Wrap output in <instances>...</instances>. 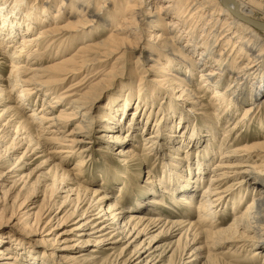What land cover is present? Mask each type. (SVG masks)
<instances>
[{"label": "bare ground", "instance_id": "6f19581e", "mask_svg": "<svg viewBox=\"0 0 264 264\" xmlns=\"http://www.w3.org/2000/svg\"><path fill=\"white\" fill-rule=\"evenodd\" d=\"M49 11L54 19L67 15L65 23L49 20ZM114 23L117 25L108 36L95 43L90 42L94 34L83 33L99 24L106 28ZM219 24L221 27L217 30ZM261 24H264V0H2L0 60L8 61L9 70L2 81L6 87L0 84V107H3L0 109V164L13 161L11 156L22 149L21 156L15 160V163H24L20 169L34 160L24 162L22 159L27 154L38 153L44 155L39 167H49L47 172L39 174L36 188L27 195L29 184L24 182L23 175L12 181V189L23 184L10 204L9 217L16 222L24 216L28 219L32 213L22 211L30 205L25 206V201L31 195L35 198L44 187L45 195L48 188L52 192L50 198L42 200L41 219L44 215L47 218L57 205L54 199L62 198L57 209L71 205L66 221L74 216L72 220L80 222L60 231L51 245L48 240L37 242L29 238L31 243L26 245L16 238L18 242H14L13 249L19 246L24 251L22 254L13 253L0 240V264H23V257L28 255L29 263L34 264L37 249H44L40 264H58L48 262L53 253L45 251V244L60 254L76 250L71 264H159L164 258L173 263L174 256L178 259L176 264H222L215 254L226 246H250L254 249L252 256L256 259L259 256L264 264V121L258 120L264 101V26ZM214 30L218 36L214 34L215 43L211 45L208 39ZM56 36L60 37L54 39ZM132 39L141 44L134 45ZM77 42L76 53L67 54ZM133 51L136 59L129 60V67L127 60L115 64ZM58 55L60 58L55 60ZM177 57L185 63L181 64ZM189 60H192V70L186 67ZM47 61L53 62L44 66ZM94 66L97 67L94 75L103 76L113 66L127 69L120 77V82L127 81L126 87L119 98L114 97L111 103L100 107L98 116L92 114L97 109L98 94L99 98L108 97L118 87L119 80L92 96L75 97L69 93L71 88L57 90L60 83ZM156 69L164 76L152 73L148 77ZM197 70L200 87L204 91L213 90L212 107L217 115L202 127L195 118L197 102H192L194 107L188 106L182 102L180 91L175 94L170 91L175 92L170 84L172 75L177 73L184 83H190L193 71ZM116 76H111L110 82L116 81ZM15 91L16 98H11ZM6 93L8 98H4ZM40 96L41 105L34 108ZM61 101L65 102L64 106L60 105ZM244 103L249 107L243 110V116L229 123L225 131H234L236 137L228 138L229 147L224 150L225 144L219 143L214 135L216 125L228 122ZM26 108L30 110L23 117L20 112ZM79 116L87 117L90 125L97 123L103 130L97 129L95 133L105 131L103 135L84 133L77 123L67 132L69 121L85 122ZM151 121L153 129L149 132ZM252 126L257 132L248 135L247 141L241 131ZM121 130L126 137H121ZM144 132L148 135L142 141L149 149L144 158L153 162H147L152 172L149 178L153 179L156 174L155 164L165 168L162 176L154 177L155 187L134 180L137 171L129 162L137 159L133 147ZM51 143L59 146L49 150ZM93 145L112 149L118 146L115 161L123 166L113 167L103 149L94 150ZM173 147L175 157L164 153L163 150ZM97 150L102 154L101 161L93 158ZM221 150L224 151L218 154ZM76 155L77 163L72 169H66L67 159ZM57 157H60L58 161ZM214 159L209 182L194 204L195 191ZM88 162L111 169L120 177V182L115 186L104 182L102 186V179L100 183L84 177ZM12 169L0 173V188L7 176L4 174ZM114 189L118 190L117 196H113ZM127 190L134 196V206L117 203V197ZM249 195L243 210L233 215L228 226H222L224 219L218 217L221 209L234 211ZM167 199L175 205L168 207L172 211L154 214L159 211L156 205H164ZM195 215L196 221L191 220ZM55 217L50 216L48 221ZM62 218L58 220L59 226ZM155 231L157 234L150 240H141ZM163 237H168V241L162 244ZM22 239L27 237L22 235ZM238 241L241 243L235 244ZM121 242L125 244L118 250ZM196 243L201 246L195 247ZM88 246L92 248L87 250ZM122 257L124 260L119 261Z\"/></svg>", "mask_w": 264, "mask_h": 264}, {"label": "rangeland", "instance_id": "374dc122", "mask_svg": "<svg viewBox=\"0 0 264 264\" xmlns=\"http://www.w3.org/2000/svg\"><path fill=\"white\" fill-rule=\"evenodd\" d=\"M1 1L2 0H0V3H1ZM147 1H150V0H147ZM116 2H117V0H116ZM107 4H109V3H107ZM109 5H111V4H109ZM54 13L55 12H53L52 14H54ZM208 16L209 15H207V18H209ZM66 17H67V15H65L64 17L62 15L63 19H61L60 17L54 19L52 17V15L50 14V11H49V14H47V18L49 20H51L52 22L57 20V22L58 21L60 22L59 24L65 23V18ZM118 20L120 21L121 19L118 18ZM116 25L117 24L114 23L112 26H110V27L107 26L106 28H104V27L101 26V24H99L97 27H95L93 29L84 30L83 33H86V34L91 35V36L94 34L95 36H93L91 38L90 42L91 43L92 42L95 43V42L101 41L105 37H107L108 34L110 33L111 29L114 28ZM261 25L264 26V24H261ZM220 27H221V25L219 24V27L217 28V30ZM157 30H161V29L159 28ZM217 30H214L213 33H212V36L208 39L209 44H211V45H213L215 43L214 40H215L216 35L214 37V34L217 33ZM89 31L91 32L90 34H89ZM79 33L81 34V32H79ZM157 33L161 34V32H158V31H157ZM217 36H218V33H217ZM58 37H60V36H56V37H54V39L58 38ZM64 37H65V35L60 40H62ZM88 38H90V36ZM132 40L134 42L133 43L134 45L141 44L136 39H132ZM4 44L6 46H8L7 42H5ZM177 45L179 46L180 44H177ZM77 46H78V42L75 43L74 46L71 49L68 50L67 54L73 55L74 53H76ZM217 46H219V45H217ZM8 48L11 51H13L9 46H8ZM55 50L56 49L53 50L52 57L55 56V53H54ZM135 51H137V50H135ZM135 51H133V53L125 54L122 57V59L120 60V62H116L115 64L122 63V62L127 60L128 61V63H127L128 65H126V66L129 67V60L134 61V59H136L135 58L136 53H134ZM59 56H61V55L56 56L55 60H58V58H60ZM177 59L181 60L180 57L179 58L177 57ZM52 60H54V59H52ZM0 62H1V65H0V76H1L0 77V84L3 85V87H6V85L4 83H2V81H4L3 79L6 77L7 72L9 70V68H8L9 63H8V61L5 62L4 60H2V61L0 60ZM2 62H4V63H2ZM52 62L53 61H50V62L47 61L43 65L46 66V65H48L49 63H52ZM187 62H189V63H186L187 69H189V70L191 69L192 70V64H191L192 60H189ZM184 63L185 62H182V60H181V64H184ZM96 68L97 67L94 66V67H91L90 69H88V71L85 70L83 72H79V73L74 74V76H72L69 80L64 81L63 83H60L59 87L57 88V90L59 92V91H61L64 88H71L72 91H70L69 93H74L75 97L81 96V95L92 96V94H94L96 92L98 94L101 91H103L106 88L107 85H108V88L112 87V85H114V83H116L119 80L118 87L115 88L112 91V93H110V94H108V92L105 93V95L108 94V97L99 98V94H98V97L96 98V101H95V104L98 102L97 103V109L92 111L93 115H97L98 116V114L101 112L100 107H102V105H104V104L107 105L108 102L111 103L114 97H118L119 98V94H121V92L123 91V88L126 87V86H124V84L127 81H121L120 82V79L124 76V74H126L127 69L119 70V68H120L119 66H116V67L113 66V68L110 69L109 72L106 74L107 76H103V75H101V73H99L97 75H94V71H95ZM159 70L160 69H156V70L151 71V74H149L148 77L150 75H153L154 73H156L158 76L163 77L164 74L159 73L158 72ZM193 74L194 75H193L192 80H191L190 83H184L183 80L181 79V75L178 76L177 73L172 75V81L170 82V84H171L172 88L175 89V92L172 91V90H170V91L172 93H174V94L176 92L180 91V95H182L183 98L185 99V100L182 99L183 100L182 102L184 104L188 105V106L194 107L195 104H192V102H197V105L195 106V109H196L195 112L197 113V115L195 116V118L198 120V122H201L200 126L202 127V126L208 125L209 121H212L214 119V117H217L216 114L214 115L215 107H212V104H213V101H214V99L212 98L213 90L209 89V90L204 91L203 90L204 88H201L200 85H199L200 84L199 83L200 78L198 76L199 75L198 70L197 71H193ZM116 75H118V76H116ZM111 76H116V78H115L116 81L110 82V77ZM101 77H103V79L101 81H99L101 79ZM78 80H81V82L78 83ZM97 81H99V83ZM102 83H105V84H102ZM196 88H198V90ZM184 89H187V92L184 91ZM192 94H193V96H192ZM194 95L195 96L197 95V96L194 98ZM16 96H17V92L16 91H15V93L11 94V98H16ZM123 97H124V95L121 98H123ZM4 98H8L7 93L5 94ZM41 98H42V96L37 98L36 101L38 103L34 106V108H38L41 105V101H42ZM192 98H193V100H192ZM186 101L189 102V103H186ZM7 104H9V103H7ZM60 105L64 106L65 102L61 101ZM247 107H249L248 104H246V103L242 104L236 110V113H235L234 117L229 119L228 122H226V123L225 122H218L217 123L216 129L214 131V135H215V138L217 139V141L219 143H224L225 144V149L224 150H228V148H226V147H229V143H230L229 139L232 140V139H234L236 137V133L234 131H231L229 133L225 132L230 127L229 123L232 124L233 122L238 121L244 114L243 110H245V108H247ZM2 108L3 107H0V109H2ZM29 110H30L29 108H26L24 111L20 112V115L23 116V117H26V115L29 112ZM155 111L156 112H160L157 109ZM46 113L48 114L50 112L46 111ZM79 117L83 118L85 120V122H81L80 123L79 119H74V120L69 121V124L67 125V128H66L67 132L70 131L71 129H73V126H75L76 123L79 124L80 126H82V129L85 131L84 133L89 131V132H93L95 136H99V135H103V133L105 132V131L104 132L100 131V133H97V132L95 133V130L100 129L99 126H97L98 124L94 123L93 125H90V122H89L87 117H85V116H79ZM174 119L177 120L178 118L175 117ZM258 120L259 121H264V101H263V105L261 107V111L259 112V115H258ZM152 123L153 122L151 121V124L149 125L150 129H147L149 132H151V130L153 129ZM100 130H103V129H100ZM242 130H244V129H242ZM256 132H257V130L255 129V126H252L250 129H248L245 132L241 131V134H244L245 139H247V141H248V140H250L248 135H253ZM225 133L227 135H225ZM120 134H121V137H126V136H124V135H126V133L124 131L121 130ZM141 135L142 136L137 140V142L134 144V147H133L134 153L137 155L136 156L137 159L135 161H132V162L129 161L132 164L131 165L132 169L137 171V173H136L137 177H135L133 179L134 180L139 179L142 184L144 183L145 185H149V186L153 185L154 186V184H155V182L153 181L154 177H156V176L159 177L160 175L162 176V173L165 171V168L162 167L159 164H155L154 165V169H155V173L156 174L153 177V179L149 178L150 175L152 174L151 169L149 168V163L151 162V164H153V162H152V160H148V159L144 158L145 153L148 152L149 149H147L145 147V145H144L145 142L142 141L144 139V137L147 136L148 134L145 135V132H144ZM96 139L99 140V138H96ZM252 141L256 142L254 140H252ZM8 142H10V139H9ZM253 142H248V143L251 144ZM243 144H246V143L244 142L241 145H243ZM57 146H59V145L56 144V143H51V144H49L48 147H50L49 150H51V149H54ZM91 147H93L94 150H96V148H99V147L101 149H103L101 151L104 152V154H105V156H106V158L108 160V163L113 165V167H115L116 169L123 166V165H120L119 163L116 162L117 161L116 160L117 155H115L114 153L118 149L117 148L118 146L114 147L113 149L110 148V147H104V146H99V145H93ZM23 148H25V146ZM120 149H125V148L122 147ZM224 150L219 151L218 154L222 153ZM163 151H164L165 154L173 155V157H175L174 156L175 153H176V148L175 147H173L171 149H165ZM21 152H22V149H19L18 152H14L15 154L13 156H11L13 158V161H10L9 163H5V164H0L2 166V167H0V173L7 171L9 168H14V169L11 170V172L9 174H4V176L5 175H7V176L5 177V180L3 182L4 186H2V188H0V240L3 239L2 241H5V243L3 242V246H8L9 248H11L13 253L18 251L19 253L21 252V254H22V252H24V251H20V249H18L19 246H17V248L13 249L15 247V245H16V244H14V242L17 243L19 239L21 240V242L22 241L25 242L26 245L31 243V241H29L28 238L31 239L32 241L35 240L37 242H44L45 240H48L47 243L51 245V243L54 240L55 236H57V234L60 231L68 230L70 228H73L80 221L77 220V221L74 222V220H72V218H74V216L66 221V219H67L66 218V212H67V214L70 212L71 205L70 206L69 205L68 206L67 205L64 206V208L62 210L57 209L59 204H60V202L62 201V198L54 199L56 202H58L57 205H55L52 208V212L50 213V215L47 218H45L44 217L45 215H44L42 217V219H41L40 218V214H41L40 212H41V209L43 208L42 200H47L48 197L50 198V194L52 192L48 188L47 191H46L47 193L45 195L44 192H43L44 187H42V192H39L38 195L35 198H32V195H31L25 201V203H26V204L24 203L25 206L27 204H29V203H30V205L28 206V208L22 209V211H29L30 214L32 213L28 219H26L25 216H24V218H22L20 222H16V220H14L13 218L9 217V215H10V204H11L13 198L18 193V191L21 189V186L23 184L22 183V184L18 185L16 188L12 189V181L14 179H16V178H19L21 175H23L24 182H27L29 184V187L26 190L27 192L25 194V195H27L28 193L32 192V190H34V188H36L35 184H37V179L40 176L39 174L47 172L48 168H49L47 165L39 167L40 162L44 158V155H42V153H38V154H35V155H30V156H29V154H27V157L22 159L24 162H27V161H29L31 159L32 160L34 159V160L30 164H27V167L20 169L21 166L24 163H15V160H18V157L21 156ZM182 152H180L179 156H182L181 155ZM98 153H100L98 150H97V152H93V154H92L93 158L97 159V161H101L99 159V157L102 154L100 155ZM150 153H148L146 157H148L150 155ZM37 156H39V157H37ZM58 158L60 159V157H57V159H56L57 161H58ZM149 158H152V155ZM67 160L68 161H67L66 165H64V167L66 169L70 170L77 163L78 158H77V155H76V156L71 157V158H69ZM215 161H216V159L211 161L210 165L207 167V172L204 174V177L201 179L202 180L201 185L198 186V188L195 191L196 195H195L194 204H196L198 202L200 194L202 193V191H201L202 188L207 186V183L209 182V179H210L209 175L211 174L210 173V171H211L210 168L213 167V164H214ZM147 162H149V163H147ZM100 165H101L100 163H98V164L96 163L95 165H93L92 163L88 162L85 165L86 175L84 177H88V178H91V179H94V180L96 179L99 182H100L99 179H102V181H103L102 182V186H105L104 182H109V184H111L112 186H115L116 183L120 182V180H121L120 177H118L114 171H111V169H108L107 167H102ZM30 172H32V173L30 174ZM71 172L75 173V170H71ZM148 173H149V175H147ZM21 180H22V178L19 180V182ZM126 180L128 181V179H126ZM131 180L132 179H130V181ZM197 180L199 181V179H197ZM178 184L180 185L179 182H178ZM117 194H118V190L114 189L113 196H117ZM250 196L251 195H249V198H247L244 201L240 202L239 205L237 206V209L234 210V211H232V209H230V208H227V209L222 208L221 209V211L218 214V217L224 219V221L221 223L222 226H228V224L231 222V219L233 218V215L235 213H238L239 211L243 210V208L245 206V203L248 200H250ZM165 197H168V196H165ZM31 199H33V200H31ZM51 199H53V196L51 197ZM22 201H23V199H22ZM166 202L167 203L164 202V205L161 204L159 206L155 204L156 207L159 209V211H156L154 214H159L161 212L170 213L172 210L169 209L168 207H173L174 208L175 205L174 204H170L168 199L166 200ZM117 203L119 205L127 204L128 206H132V205L134 206V203H135L134 196L130 195L129 191L127 190L125 193L123 192L122 196H118L117 197ZM172 205H174V206H172ZM262 207H263L262 209H264V203L262 204ZM5 210H8V212L4 213L3 211H5ZM192 211H193V214H195V211L194 210H192ZM56 212H58V213H56ZM50 216L51 217L56 216V217L53 220L48 221ZM61 217H63V218H62L61 225L59 226L60 222H58V220ZM190 219L196 221L197 216L195 215V217H193V218L191 217ZM157 232L158 231H155V232L150 233L149 235L143 236V237H141V240L144 239L145 241H148V240H150V238L155 236L157 234ZM22 235L27 237V239H25V240L22 239ZM16 238H18L17 241H15ZM176 238L177 237H175V239ZM166 241H168V237H163V240L161 241V243L163 244ZM239 243H241V241L235 242V244H239ZM124 244H125L124 242H121L117 246V249L120 250V248ZM50 245H46L45 244V246H46L45 251L48 250L49 253L51 251L53 253L52 258L51 259L49 258L48 262L56 261L58 264H63V262H64V264H71V259H72L71 257L74 254H76V252H77L76 250H74V249L73 250H67V251H65V254H60L59 251H53V249L50 248ZM53 246H59L60 248L62 247L61 244L57 245L56 243H53ZM197 246H201V243H196L195 247H197ZM90 248H92V247L88 246L87 250L90 249ZM25 250L27 251V249H25ZM253 250L254 249L252 247H250V246H247L246 248L245 247H241V248L237 247L236 248L235 246L232 248V247L226 246V247L221 248V250H218L216 252L215 256L221 260L222 264H262L263 260H260L259 256H258L257 259L252 256ZM37 251H39V253L37 254L38 257L36 258V263H34V264H40V261L42 260L40 253L42 251H44V249L43 250H40V249L38 250L37 249ZM160 251L161 250H159L157 253H159ZM59 255L62 256L63 261H61V258L59 257ZM23 256H24V253H23ZM29 257H30V255L23 257L24 260L26 259L25 262H24V260H22L23 264H27V263L30 262V258ZM124 258L125 257L119 258V261H123ZM177 262H178V259L174 256L173 257V263H170V259L164 258L162 260V263H159V264H176ZM29 264H31V263H29ZM114 264H116V263H114ZM196 264H201V262H198Z\"/></svg>", "mask_w": 264, "mask_h": 264}]
</instances>
